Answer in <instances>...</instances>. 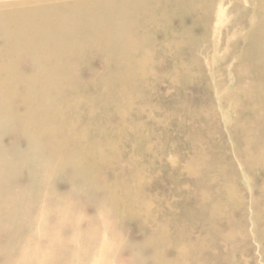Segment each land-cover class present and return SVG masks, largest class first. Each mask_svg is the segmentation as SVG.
<instances>
[{
	"label": "rangeland",
	"instance_id": "rangeland-1",
	"mask_svg": "<svg viewBox=\"0 0 264 264\" xmlns=\"http://www.w3.org/2000/svg\"><path fill=\"white\" fill-rule=\"evenodd\" d=\"M17 1L21 0L0 1V59L3 60L5 58V55L2 53L6 51L17 53L18 56L21 55V57L17 56L18 59L13 58L14 62L10 64V68L12 69L11 66H15L16 72L26 73L22 77L27 81L37 82L39 78L38 72H35L33 69H38L37 61L35 60L37 57H41L39 56V52L44 51L42 47H48V51L53 53L49 57H54L60 61L59 67L62 69L67 66L71 57H76L75 53L81 50L86 51L93 57L90 65L95 70L104 68L107 64L106 60L112 58L109 55L105 56L103 54L106 51H108V54L118 52L123 55V52L127 49L126 42L128 41H126V37L129 33L128 28H130V25H134L132 21L127 20L133 17L136 12L132 0L71 2L63 7L47 4L42 6L24 5ZM240 3L242 4L240 8L227 5L226 7L214 10L212 15L216 22H213L207 30V37L201 34L203 27L193 29L194 35L190 37L189 43L186 42V45L192 55H196L197 58L196 56L194 58L185 57L187 59L196 58L195 60H197V67L192 72V75H197H195L192 82L177 90L173 89L174 86L172 87V85L165 86L172 82H170L168 77L169 66L163 58L157 57L153 60L155 64V73L153 75L155 87L152 85L149 88L150 90L136 89L135 91L137 92L135 96L139 97L137 98L138 101L135 107H139L130 109L129 111L126 109V117L123 119L117 115L118 111L115 114V109H110L108 124L96 123L99 125L101 131L105 129L110 130V135H108L109 149H107L106 154H109L115 161L114 164L104 166L105 168L101 166L92 168L83 167L84 169L80 170L67 157L70 150L66 143V130L56 125H47L44 122L42 126L37 125L35 128V123L31 122H35L39 114L37 102H31L28 108H23L27 106V99L31 97L35 98L34 96L42 92L45 95L49 94L52 100L61 101L62 110L68 113L70 107L65 102H67L66 99L69 100L72 94L70 77L57 73L53 76V79L46 77L47 87L42 90H28L29 88L12 90L11 88L12 91H7V93L13 95V97L9 98L8 94L4 92V101H1L2 97L0 95V213H2L0 214V218L3 219H0V233H2L0 234V264H174L176 255L178 254L176 243H187L189 254L187 264H264V167L262 168L259 163V150L260 152L264 151V138L257 136L254 129H250V134L246 137L244 134L245 123L239 115L240 108L248 98L249 91L247 89L253 78L251 73H244L242 61L243 63L249 61V57H244L242 54L246 45L241 41V38L251 31L250 26H245L244 20L246 19L250 22L254 16L252 13L255 7L249 5L248 0H242ZM218 18L219 20H217ZM128 22L130 23L128 24ZM138 25L141 29H145L143 24L140 23ZM146 31L142 30L144 33ZM157 37H161V35ZM157 44L158 42H156V46ZM148 46L146 45L145 47L147 48ZM151 46L154 47L153 45ZM122 55H118L117 58L126 59ZM101 56L102 59H100ZM64 61H66V64ZM31 69L33 70V74H29ZM80 77L82 82H86L88 79V75L85 72ZM128 86L129 92L132 93L133 86H131L130 81ZM132 94L134 95V93ZM113 98H116V96L113 95ZM18 99H20V105H22L21 111L18 110V105L11 104V101ZM57 107L53 106V104L52 108L43 105L41 110H45L48 114H53ZM119 110L122 113L123 110ZM16 111H19L16 119L11 118L12 113L16 114ZM96 111L101 112V110L94 109L93 111H89V113H91L92 117L96 118ZM83 117L88 118L90 116ZM160 118L161 120H159ZM180 120L182 124L175 122ZM21 124H24L26 134L22 133ZM78 128L81 129L80 126ZM34 131H37V135ZM164 137L167 138L165 139ZM197 143L200 144L198 145ZM195 146L196 150L191 153ZM186 147H188L187 150ZM200 147L206 156L211 155V157L208 156L204 165L198 163L192 165L193 169L191 171L194 173L189 178H184V176L177 182L176 173L178 166L175 162L180 157L197 154ZM152 155L156 156L157 160L155 162L153 160L151 163V159H153ZM131 156H135L137 161L132 166L127 163V159ZM247 159L250 160L248 161ZM159 160L162 161L159 162ZM169 164H172L173 169L170 168ZM207 171L210 172V175ZM135 172H143L147 177L143 176V180L141 178L138 181L137 178L135 179V176L137 177ZM230 174L232 175L231 177ZM86 175L87 178L85 177ZM12 177L13 179L17 177V180H12ZM21 178L22 180H20ZM27 178L28 181L26 180ZM148 179L150 183L147 181ZM173 180L174 182H172ZM177 184L179 185V189L188 190L192 187L193 191L184 197L183 193L179 192V189L177 190ZM56 186L60 189H56ZM11 188L13 192H17V195L15 192L11 193ZM172 190L177 193L179 198H166L168 197L167 194L171 193ZM71 191L72 193H70ZM201 191L203 192L204 201L200 199L199 201H202L203 204L199 205L196 198L202 194ZM36 192L38 193L36 194ZM41 193L44 199H42L41 195L38 196ZM151 196L153 199L150 198ZM13 197L16 202H13ZM5 198L8 201H4L6 200ZM25 199H27L28 203ZM47 200L50 201L47 202ZM150 200L153 201L150 202ZM163 202L171 204L172 214L174 215V220L169 221L174 231L170 232L171 243L168 246H166L164 239L162 237L160 239L156 232L162 225L165 227L168 223V219L166 218L168 214ZM197 203L198 205H196ZM31 204L33 206L36 205V208H32ZM147 204L150 210L144 209V205ZM154 204L156 205L154 206ZM14 205H17L15 209ZM216 205L218 206L216 207ZM9 208L12 209L10 210ZM20 208H23L24 212ZM208 208H212V211L215 210L214 215L210 216L206 214ZM105 209L107 213L104 212ZM9 210L10 212H14L9 214ZM15 211L18 213L17 215ZM15 215L18 218L20 216L19 220H22V222ZM3 221L7 222V224H3ZM10 221L15 222L16 226H11L13 223ZM176 225L180 226L181 231L175 230ZM153 227L155 230H153ZM20 229L21 231L23 230L22 235L21 231H19ZM192 231L194 232L192 233ZM15 232L17 235H14ZM231 232L234 237L230 236ZM236 233L238 234L236 235ZM197 236H200V238H197ZM146 240L148 241V245H146ZM196 240L199 241L196 242ZM189 246L194 250L189 248ZM201 246L204 249L201 250ZM218 247L219 249H217ZM138 250L140 251L138 252ZM227 254L229 255L228 258ZM239 254L246 255L243 258V255L239 256ZM152 255L154 256L150 257ZM133 259L134 261H132Z\"/></svg>",
	"mask_w": 264,
	"mask_h": 264
},
{
	"label": "bare ground",
	"instance_id": "bare-ground-1",
	"mask_svg": "<svg viewBox=\"0 0 264 264\" xmlns=\"http://www.w3.org/2000/svg\"><path fill=\"white\" fill-rule=\"evenodd\" d=\"M1 1V0H0ZM4 1V0H2ZM7 1V0H6ZM92 0H21L17 1L20 2L24 5H34V6H42L44 4L47 5H52L55 7H63L66 6L67 4H70L71 2H90ZM94 1V0H93ZM133 4L136 8V12L133 17L128 18L127 21H132L134 23L133 26H129L128 28V36L126 37V45L127 49L123 52V55L118 52H112L108 54V51L103 53L105 56L109 55L110 58L109 60H106L107 64L104 68L95 70L91 67V62L93 61V57L91 54H89L86 51H79L75 53L76 57H71L69 63L67 64L66 67L63 69L59 67L60 61L56 60L54 57H49L52 56L53 53L48 51V47H42L44 51L39 52V56L37 57L35 61H37V67L38 69L35 70V72H38V80L37 82L33 81H27L25 80L22 76L26 73H19L15 71V66H11L12 69L10 68V64L14 62L13 58L18 59V57H21V55H17V53L6 51L5 53H2L5 55V58L0 63V95L2 97L1 101L5 100L4 92L7 93V91H12L20 89V88H29L30 89H39L42 90L46 88L47 86V78L50 77L53 79V76L57 73H62L66 77H70V84L72 87V94L69 98V100L66 99L70 111L68 113H65L62 110V107L60 104L61 101H56L52 100V97L47 94L45 95L42 92H39L37 96H34L35 98L31 97L30 99H27V106L23 108H28L30 106L31 102L36 101L37 106L39 107V114L37 116V119L35 122V128L37 125L42 126L43 122L46 123L47 125H56L57 127L63 128L67 132V138H66V143L68 144L69 147V160L74 162L79 169L83 170L84 168H92V167H99L101 166L102 168L104 166H108L110 164H114L115 159H112L109 154H106L107 149H109V138L108 135L109 131L108 130H103L101 131L99 128V125L96 123L101 122L103 125L108 124V115L110 114L109 111L110 109H115V114L116 111H118L117 115L123 119L125 116V111H129L130 109L137 108L135 107L137 104V98H139L137 95L135 96L136 89H142L146 90L149 89L152 85H154V79L153 75L155 73V64H154V59L157 57L163 58V60L168 64L166 66L169 68V79L170 82L169 84H166L165 86L172 85L173 89L177 90L181 87L186 86L187 83H190L194 80L195 75L192 72L195 70L196 66V61L195 59L192 58H185V57H195L192 55L191 51L187 48L186 42L189 41L190 37L194 35L193 29H196L197 27H203L201 30V34H203L204 37H207L208 29L209 27L213 24V22H216L214 16L212 15L214 13V10L216 8H223L226 7L227 5H231L235 8H240L241 7V1L242 0H132ZM13 3V2H12ZM11 3V4H12ZM249 5H252L255 7L254 12L252 13L254 16L253 18L247 21L246 19L244 20L245 26H250L251 31L245 35L243 38H241V41H243L246 45V48L242 51V54L244 57H249V61H246L243 64L244 67V73H251L253 78L250 81V84L248 86V91L249 95L248 98L244 101V104L240 108L241 111L239 115L243 119L244 127H245V136L248 137L251 131L250 129H254V132L256 133L257 136L264 138V0H248ZM80 7V6H79ZM221 13V12H219ZM224 14V13H222ZM145 15V16H142ZM226 15V14H225ZM94 17V15H93ZM225 17V16H224ZM240 19V17H238ZM219 20V18L217 19ZM241 21V20H239ZM253 21V22H252ZM228 22V21H226ZM130 22H128L129 24ZM143 24L145 29H141L138 24ZM224 25V24H223ZM147 26V27H146ZM18 30V28H17ZM142 30H147L146 33L142 32ZM151 31V32H150ZM87 32V30H86ZM19 33V32H18ZM41 33V32H40ZM96 33V32H95ZM108 33V32H107ZM150 33V34H149ZM17 34V33H16ZM29 34V33H28ZM8 35V34H7ZM161 37H157L160 36ZM12 36V35H11ZM102 36V35H101ZM130 36V37H129ZM9 37V35H8ZM95 37V36H94ZM231 37V36H230ZM103 40V39H102ZM159 40V41H158ZM106 41V39H105ZM156 42H158L156 46ZM73 43V42H72ZM189 43V42H188ZM154 47H152L151 45ZM148 46L147 48L145 46ZM86 46V45H85ZM123 48H125L123 46ZM89 51V50H88ZM93 51V50H92ZM97 52V51H96ZM1 53V52H0ZM102 55V54H101ZM118 55H122V57H126V59H120L117 58ZM18 56V57H17ZM45 56V57H44ZM47 56V57H46ZM63 57V56H62ZM184 57V58H182ZM26 58V57H23ZM65 58V57H64ZM69 58V57H68ZM34 59V58H31ZM102 59V56L101 58ZM247 59V58H246ZM99 60V59H98ZM66 64V61H64ZM160 62V60H159ZM200 63V62H199ZM157 64V63H156ZM160 64V63H159ZM108 65V66H107ZM203 67V66H202ZM231 67V66H230ZM206 69V68H204ZM26 70V69H25ZM33 70L31 69L29 71V74H33ZM207 70V69H206ZM161 71V70H160ZM199 71V69H198ZM197 71V72H198ZM204 71V70H203ZM239 71V70H238ZM85 72L88 75V79L86 82H82L81 79V74ZM164 72V70H163ZM166 72V71H165ZM159 73V72H158ZM205 73V72H204ZM212 74V73H211ZM199 75V74H198ZM206 75V74H205ZM200 76V75H199ZM250 76V75H249ZM161 79V78H160ZM199 79V78H198ZM197 80V79H196ZM68 81V80H66ZM129 81L131 86H133V91L134 95L129 92ZM158 82L160 80L157 79ZM163 82V80H162ZM198 82V81H197ZM213 82V80H212ZM196 84V83H194ZM212 84V83H211ZM231 84V83H230ZM65 86V85H64ZM160 86V85H159ZM194 86V85H193ZM209 86V85H208ZM155 87V85H154ZM12 88V90H11ZM153 88V87H152ZM151 88V90H152ZM203 88V86H202ZM65 89V88H64ZM70 89V88H68ZM184 89V88H183ZM141 90V91H142ZM150 90V89H149ZM184 91V90H183ZM155 92V91H154ZM187 92V91H186ZM52 93V92H51ZM68 93V92H67ZM66 93V94H67ZM170 93V92H169ZM211 93V91H210ZM218 93V92H217ZM8 94V93H7ZM70 94V93H68ZM149 94V93H148ZM173 94V93H172ZM245 94V93H244ZM113 95L116 96V98H113ZM181 95V94H180ZM237 95V94H236ZM9 98H12L13 95L8 94L7 95ZM65 96V95H64ZM68 96V95H67ZM144 96V95H143ZM146 96V95H145ZM222 96V95H221ZM245 96V95H244ZM156 97V96H153ZM159 98V97H158ZM176 98V97H174ZM237 98V97H236ZM146 99V98H145ZM20 99L11 101V104L18 105V110H22V105H20ZM141 101V100H140ZM168 101V100H167ZM170 101V100H169ZM35 102V103H36ZM53 102V103H52ZM64 102V101H63ZM160 102V101H159ZM146 103V102H145ZM234 103V102H233ZM232 103V104H233ZM53 106H58L55 113L53 114H48L45 112V110H41V107L43 105H47L49 108H52ZM143 104V102H142ZM141 104V105H142ZM229 104V103H228ZM14 105V106H15ZM234 105V104H233ZM7 106V105H6ZM65 106V105H64ZM151 106V105H150ZM160 106V105H159ZM5 107V106H4ZM8 107V106H7ZM143 107V106H142ZM16 108V106H15ZM65 108V107H64ZM147 108V106H146ZM155 108V107H154ZM157 108V107H156ZM161 108V107H160ZM101 110V112L96 111V118L91 116V113L89 111L93 110ZM122 109V113L120 112ZM140 109V108H138ZM177 109V108H176ZM175 109V111H176ZM154 110V109H153ZM16 111V114L13 112L12 115L10 116L11 118L16 119L18 116V112ZM135 111V110H134ZM144 111V110H143ZM146 111V110H145ZM158 111V110H157ZM163 111V109H162ZM161 111V112H162ZM173 111V110H172ZM171 111V112H172ZM113 112V111H112ZM165 112V110H164ZM136 113V112H135ZM142 113V112H140ZM144 113V112H143ZM156 113V111H155ZM227 113V112H226ZM160 114V113H159ZM172 114V113H171ZM139 115V114H138ZM137 115V116H138ZM152 115V114H151ZM173 115V114H172ZM175 115V114H174ZM178 115V114H177ZM181 115V114H180ZM191 115V114H189ZM209 115V114H208ZM21 116V115H20ZM83 116H90L88 118H85ZM113 116V114H112ZM111 116V117H112ZM116 116V115H115ZM134 116H136L134 114ZM133 116V117H134ZM143 116V115H142ZM158 116V114H157ZM156 116V118H157ZM197 116V115H196ZM216 116V115H215ZM224 116V113H223ZM110 117V118H111ZM160 117V116H159ZM218 117V116H216ZM138 118V117H137ZM136 118V119H137ZM152 118V117H151ZM180 118V117H179ZM211 118V117H210ZM209 118V119H210ZM219 118V117H218ZM217 118V119H218ZM237 118V117H236ZM153 119V118H152ZM174 119V118H173ZM130 120V119H129ZM158 120V119H157ZM161 120V118L159 119ZM168 120H170L168 118ZM172 120V119H171ZM214 120V119H213ZM222 120V119H221ZM143 121V120H142ZM145 121V120H144ZM148 121V120H147ZM150 121V118H149ZM162 121H164L162 119ZM166 121V120H165ZM188 121V120H187ZM200 121V120H199ZM139 122V121H138ZM177 124L181 123L182 121H175ZM215 122V121H214ZM217 122V121H216ZM116 123V122H115ZM133 123V122H132ZM142 123V122H141ZM155 123V121H154ZM158 123V122H157ZM168 123V122H167ZM192 123V122H191ZM200 123V122H199ZM222 123V122H221ZM114 124V123H113ZM137 124V122H136ZM144 124V123H143ZM156 124V123H155ZM166 124V123H165ZM193 124V123H192ZM60 125V126H58ZM83 125V126H82ZM149 125V124H147ZM152 125V124H151ZM170 125V124H169ZM194 125V124H193ZM202 125V123H201ZM224 125V124H223ZM237 125V124H236ZM62 126V127H61ZM78 126L81 127V129L78 128ZM121 126V125H120ZM145 126V125H144ZM157 126V125H156ZM198 126V125H197ZM200 126V125H199ZM216 126V125H214ZM243 126V125H242ZM30 127V126H29ZM104 127V126H103ZM125 127V126H124ZM123 127V128H124ZM130 127V126H129ZM140 127V126H139ZM148 127V126H147ZM161 127V126H160ZM165 127V126H163ZM181 127V126H180ZM196 127V126H195ZM220 127V126H218ZM20 128L22 129V133L26 134V128L24 127V124L20 125ZM122 128V127H121ZM33 129V127H32ZM62 129V130H63ZM111 129V128H110ZM132 129V128H131ZM135 129V128H134ZM141 129V128H140ZM156 129V128H155ZM159 129V127H158ZM202 129V128H201ZM166 130V129H165ZM204 130V129H203ZM224 130V129H223ZM125 131V130H124ZM138 131V130H137ZM142 131V130H141ZM152 131V130H151ZM163 131V130H162ZM37 131H34L36 133ZM166 132V131H165ZM174 132V131H173ZM176 132V131H175ZM215 132V130H214ZM219 132V131H218ZM243 132V131H242ZM118 133V132H116ZM129 133V132H128ZM156 133V132H155ZM159 133V132H158ZM164 133V132H163ZM189 133V132H188ZM198 133V131H197ZM201 133V132H200ZM132 134V132H131ZM168 134V132H167ZM178 134V133H177ZM206 134V133H204ZM135 135V134H134ZM146 135V134H145ZM153 135V134H152ZM157 135V134H156ZM208 135V134H207ZM223 135V133H222ZM131 136V135H130ZM165 136V134H164ZM175 136V135H173ZM138 137V136H137ZM160 137V136H159ZM178 137V136H177ZM215 137V136H214ZM219 137V135H218ZM46 138V137H45ZM124 138V137H123ZM127 138V137H125ZM165 138V137H164ZM167 138V137H166ZM165 138V139H166ZM172 138V137H171ZM225 138V137H224ZM29 139V138H28ZM117 139V138H116ZM128 139V138H127ZM139 139V138H138ZM152 139V138H150ZM188 139V138H187ZM210 139V138H209ZM217 139V137H216ZM215 139V140H216ZM219 139V138H218ZM222 139V138H221ZM123 140V139H122ZM142 140V138H141ZM146 140V139H145ZM164 140V139H162ZM178 140V139H177ZM182 140V139H181ZM192 140V138H191ZM204 140V139H203ZM214 140V139H213ZM49 141V140H48ZM147 141V140H146ZM159 141V140H158ZM168 141V140H167ZM189 141V140H188ZM188 141H186L188 143ZM202 141V140H201ZM217 141V140H216ZM220 141V140H218ZM240 141V140H239ZM238 141V143H239ZM27 142V141H26ZM50 142V141H49ZM118 142V141H117ZM139 142V141H137ZM205 142V141H204ZM223 142V141H221ZM242 142V141H241ZM192 143V142H190ZM213 143V142H212ZM216 143V142H215ZM226 143V142H225ZM151 144V143H150ZM168 144V143H167ZM186 144V143H185ZM198 144V143H197ZM200 144V143H199ZM198 144V145H199ZM220 144V143H219ZM244 144V143H243ZM262 144V142H261ZM138 145V144H137ZM136 145V146H137ZM192 145V144H191ZM197 145V146H198ZM214 145V144H213ZM217 145V143H216ZM221 145V144H220ZM151 146V145H150ZM212 146V145H211ZM225 146V145H224ZM258 146V145H257ZM128 147V146H127ZM133 147V146H131ZM138 147V146H137ZM141 147V146H140ZM162 147V146H161ZM168 147V146H166ZM177 147V145H176ZM115 148V147H114ZM125 148V147H124ZM129 148V147H128ZM146 148V147H145ZM188 147H186L187 150ZM192 148V147H191ZM190 148V149H191ZM206 148V147H205ZM209 148V147H208ZM246 148V147H245ZM132 149V148H131ZM157 149V147H156ZM172 149V148H171ZM228 149V148H227ZM122 150V149H121ZM125 150V149H124ZM170 150V149H169ZM182 150V149H181ZM196 150V146L193 148L192 152ZM207 150V149H206ZM217 150V149H216ZM219 150V149H218ZM221 150V149H220ZM225 150V149H224ZM223 150V151H224ZM144 151V150H143ZM212 151V150H211ZM242 151V149H241ZM256 151V150H255ZM132 152V151H131ZM181 152V151H180ZM213 152V151H212ZM222 152V150H221ZM118 153V152H117ZM175 153V152H174ZM249 153V152H248ZM34 154V153H32ZM50 154V153H49ZM125 154V153H124ZM146 154V153H145ZM155 154V153H154ZM167 154V153H165ZM217 154V153H216ZM222 154V153H221ZM156 155V154H155ZM183 155V154H182ZM244 155V152H243ZM242 155V156H243ZM159 156V155H158ZM211 157V155H208ZM208 156H206L200 147V149L197 151V154H193L191 156H184L178 158V160L175 162L177 163L176 165L178 166L177 170V182L183 178H189L194 172L191 171L192 165L195 163L204 165V162L206 159H208ZM232 156V155H229ZM228 156V157H229ZM257 156V154H256ZM123 157V156H122ZM142 157V156H141ZM175 157V156H174ZM220 157V156H219ZM222 157V156H221ZM151 163L157 160L156 156L152 155ZM167 158V157H166ZM73 159V160H72ZM160 159V158H158ZM165 159V158H164ZM230 159V158H229ZM242 159V157H241ZM257 159V158H256ZM259 163L264 167V151L260 152L259 150ZM65 160V159H64ZM121 160V159H120ZM210 160V159H209ZM221 160V159H220ZM228 160V159H227ZM248 160V159H247ZM250 160V159H249ZM248 160V161H249ZM21 161V160H20ZM68 161V160H67ZM118 161V160H117ZM162 160H159L161 162ZM165 161V160H164ZM171 161V160H170ZM169 161V162H170ZM224 161V160H223ZM245 161V160H244ZM252 161V160H251ZM146 162V161H145ZM216 162V161H214ZM231 162V161H230ZM58 163V161H57ZM127 163L129 165L131 164L134 165L137 163L135 156H131L127 159ZM167 163V162H166ZM171 163V162H170ZM208 163V161H207ZM226 163V162H225ZM228 163V162H227ZM232 163V162H231ZM8 164V163H7ZM6 164V165H7ZM13 164V163H11ZM21 164V163H20ZM49 164V163H48ZM56 164V163H55ZM71 164V163H70ZM146 164V163H145ZM149 164V163H148ZM189 164V165H188ZM233 164V163H232ZM246 164V163H245ZM245 164H243L245 166ZM9 165V164H8ZM7 165V166H8ZM16 165V164H15ZM50 165V164H49ZM66 165V164H65ZM165 165V164H164ZM170 166L172 164H169ZM197 165V164H196ZM228 165V164H227ZM259 165V164H258ZM11 166V165H10ZM30 166V165H29ZM37 166V165H36ZM52 166V165H51ZM112 166V165H111ZM167 166V167H170ZM217 166V165H216ZM221 166V165H220ZM223 166V165H222ZM226 166V165H225ZM257 166V165H256ZM16 167V166H15ZM18 167V166H17ZM24 167V166H22ZM44 167V165H43ZM46 167V166H45ZM70 167V166H69ZM84 167V168H83ZM146 167V166H145ZM163 167V166H162ZM233 167V166H232ZM246 167V166H245ZM30 168V167H29ZM55 168V166H54ZM71 168V167H70ZM105 168V167H104ZM132 168V167H131ZM170 168L173 169L171 166ZM196 168V167H195ZM198 168V166H197ZM196 168V169H197ZM202 168V166H201ZM204 168V167H203ZM218 168V167H217ZM223 168V167H222ZM236 168V167H235ZM14 169V168H13ZM50 169V168H49ZM160 169V168H159ZM162 169V168H161ZM214 169V168H213ZM229 169V168H228ZM234 169V168H233ZM35 170V169H34ZM38 170V169H37ZM47 170V169H46ZM200 170V169H199ZM198 170V171H199ZM223 170V169H222ZM263 170V169H261ZM136 171V169H135ZM206 171V170H205ZM232 171V169H231ZM28 172V171H27ZM48 172V171H47ZM149 172V171H148ZM147 172V173H148ZM208 174L210 175V172L207 171ZM223 172V171H222ZM236 172V171H235ZM44 173V172H43ZM42 173V174H43ZM85 173V172H84ZM136 173V172H135ZM159 173V172H158ZM199 173V172H198ZM201 173V172H200ZM263 173V172H262ZM28 174V173H27ZM35 174V173H34ZM38 174V173H37ZM67 174V173H66ZM72 174V173H71ZM70 174V175H71ZM100 174V172H99ZM150 174V173H149ZM161 174V172H160ZM197 174V173H196ZM237 174V173H235ZM47 175V174H46ZM68 175V174H67ZM137 177L135 176V179H141L143 180V176L145 177L146 174L143 172L136 173ZM157 175V174H156ZM155 175V176H156ZM164 175V173H163ZM9 176V175H8ZM7 176V177H8ZM14 176V175H13ZM38 176V175H37ZM48 176V175H47ZM46 176V178H47ZM50 176V175H49ZM158 176V175H157ZM156 176V177H157ZM232 175L230 174V177ZM242 176V175H241ZM87 178V175L85 176ZM111 177V176H110ZM147 177V176H146ZM149 177V175H148ZM152 177V176H151ZM225 177V176H224ZM227 177V176H226ZM229 177V176H228ZM264 177V176H263ZM40 178V176H39ZM102 178V177H101ZM167 178V177H166ZM210 178V177H209ZM17 180V177H15L12 180L15 181ZM147 179V178H146ZM217 179V178H216ZM8 180V179H7ZM22 180V178L20 179ZM28 181V178L26 179ZM47 180V179H45ZM61 180V179H60ZM66 180V179H65ZM151 180V179H150ZM159 180V179H158ZM198 180V179H197ZM206 180V179H205ZM228 180V179H227ZM234 180V179H233ZM26 181V182H27ZM52 181V180H51ZM54 181V180H53ZM102 181V180H101ZM139 181V180H138ZM149 182V179L147 180ZM200 181V180H199ZM202 181V180H201ZM232 181V180H231ZM6 182V181H5ZM13 183V181H11ZM22 182V181H21ZM61 182V181H60ZM79 182V181H78ZM82 182V181H81ZM97 182V181H96ZM105 182V181H104ZM133 182V181H131ZM130 182V183H131ZM146 182V181H145ZM156 182V181H155ZM174 182V180L172 181ZM208 182V181H207ZM206 182V185H207ZM213 182V181H212ZM245 182V181H244ZM80 183V182H79ZM98 183V182H97ZM150 183V182H149ZM160 183V182H159ZM201 183V182H200ZM210 183V182H209ZM227 183V182H226ZM225 183V185H227ZM29 184V182H28ZM51 184V183H50ZM84 184V183H83ZM138 184V183H137ZM179 184V183H178ZM177 184V190L179 189V185ZM229 184V183H228ZM25 185V184H24ZM48 185V184H47ZM86 185V184H85ZM88 185V184H87ZM101 185V184H100ZM144 185V184H143ZM148 185V184H147ZM150 185V184H149ZM162 185V184H160ZM197 185V184H196ZM221 185V184H220ZM223 185V184H222ZM261 185V184H260ZM8 186V185H7ZM15 186V185H14ZM52 186V184H51ZM89 186V185H88ZM165 186V185H164ZM171 186V185H170ZM13 187V185H12ZM17 187V186H16ZM15 187V189H16ZM22 187V186H21ZM24 187V186H23ZM29 187V185H28ZM43 187V186H42ZM57 187V186H56ZM94 187V186H93ZM114 187V186H113ZM139 187V186H138ZM157 187V186H156ZM218 187V186H217ZM248 187V186H246ZM9 188V186H8ZM7 188V189H8ZM45 188V187H44ZM47 188V187H46ZM57 187L56 189H58ZM67 188V186H66ZM75 188V187H74ZM137 188V187H136ZM175 188V187H174ZM204 188V187H203ZM222 188V186H221ZM220 188V189H221ZM231 188V187H230ZM244 188V187H243ZM263 188V187H262ZM12 189V188H11ZM14 189V190H15ZM49 189V188H48ZM52 189V188H51ZM60 189V188H59ZM62 189V188H61ZM116 189V188H115ZM176 189V188H175ZM206 189V188H204ZM228 189V187H227ZM27 190V189H26ZM157 190V188H156ZM159 190V189H158ZM201 190V189H200ZM225 190V189H224ZM242 190V189H241ZM18 191V188H17ZM136 191V190H135ZM154 191V190H153ZM179 192L181 191L185 197V195L191 193L192 187H190L188 190H182L179 189ZM210 191V190H209ZM8 192V190H7ZM6 192V194H8ZM11 192V191H10ZM15 192V191H14ZM13 189L11 193H14ZM30 193V191H28ZM42 192V191H41ZM46 192V191H44ZM50 192V191H49ZM148 192V191H147ZM159 192V191H158ZM170 192V191H169ZM198 192V191H197ZM202 192V191H201ZM17 192H15L16 194ZM19 193V192H18ZM23 193V192H20ZM38 192H36L37 194ZM47 193V192H46ZM72 193V191L70 192ZM99 193V192H98ZM115 193V192H114ZM163 193V192H162ZM196 193V191H195ZM199 193V192H198ZM206 193V192H204ZM231 193V192H230ZM27 194V193H26ZM31 194V193H30ZM74 194V193H73ZM210 194V193H209ZM226 194V193H225ZM17 195V194H16ZM29 195V194H28ZM35 195V193H34ZM41 195L43 197V194H38V196ZM101 195V194H100ZM168 197L166 198H179L177 193H175L173 190L171 193L167 194ZM166 195V196H167ZM170 195V196H169ZM203 192L199 197L196 198L198 201L199 205H202V201H204V197L202 196ZM7 196V195H6ZM31 196V195H29ZM36 196V195H35ZM33 196V197H35ZM37 196V197H38ZM40 196V197H41ZM73 196V195H72ZM123 196V195H122ZM198 196V195H197ZM206 196V195H205ZM264 196V195H263ZM5 197V194H4ZM9 197V196H8ZM40 200L44 199V197ZM101 197V196H100ZM118 197V196H117ZM155 197V196H154ZM192 197V196H191ZM12 198V197H11ZM17 198V197H16ZM15 198V199H16ZM20 198V196H19ZM30 198V197H29ZM27 198L28 200H32V198ZM50 198V197H49ZM72 198V197H71ZM108 198V196H107ZM152 198V196L150 197ZM165 198V197H164ZM250 198V197H249ZM6 199V198H5ZM23 199V198H21ZM27 199H25L27 201ZM47 199V198H46ZM116 199V198H115ZM153 199V198H152ZM195 199V196H194ZM202 201H199V200ZM247 199V198H246ZM13 202L14 200L13 197ZM24 200V201H25ZM30 200V201H31ZM38 200V199H37ZM36 200V201H37ZM52 200H54L52 198ZM249 200V199H248ZM4 201H8L7 199ZM35 201V203H36ZM45 201V200H44ZM50 200H47L49 202ZM73 201V200H72ZM153 200H150V202ZM167 201V200H166ZM206 201V200H205ZM172 202V201H171ZM181 202V201H180ZM179 202V203H180ZM252 202V201H251ZM25 203V202H24ZM28 203V201H27ZM26 203V204H27ZM31 203V202H30ZM29 203V204H30ZM73 203V202H72ZM144 203V202H143ZM198 203L196 205H198ZM216 203V202H215ZM223 204V202H221ZM9 204V203H8ZM7 204V206H8ZM33 204V202H32ZM31 204V205H32ZM41 204V203H40ZM97 204V203H96ZM145 204V203H144ZM163 204L166 207L167 211V216L166 218L168 219V223L166 224L167 226L164 227L162 225L160 229H157V234L159 235L160 239L161 237L164 239L166 246L168 244L170 245L171 239H170V232L172 233L174 231L173 226L169 224V221L174 220V215L173 210H171V204H168L167 202H163ZM249 204V202H248ZM4 205V204H3ZM25 205V204H24ZM39 205V204H37ZM80 205V204H79ZM78 205V206H79ZM156 204H154L155 206ZM163 205V206H164ZM184 205V204H182ZM250 205V204H249ZM17 206V205H16ZM14 205V209L16 207ZM23 206V205H22ZM36 206V205H35ZM35 206H31L32 208ZM76 206V207H78ZM146 210H150L149 205H144ZM179 206V205H178ZM207 206V205H206ZM218 205H216L217 207ZM227 206V205H226ZM254 206V205H253ZM136 207V206H135ZM184 207V206H183ZM199 207V206H198ZM228 207V206H227ZM24 208V207H23ZM23 208H20V210ZM36 208V207H35ZM205 208V207H204ZM6 209V208H5ZM4 209V210H5ZM10 209V208H9ZM12 209V208H11ZM10 209V210H11ZM17 209H19L17 207ZM28 209V207H27ZM26 209V210H27ZM30 209V208H29ZM161 209V208H160ZM176 209V207H175ZM192 209V208H191ZM195 209V208H194ZM9 214L13 213L12 211ZM76 210V209H75ZM203 210V209H202ZM234 210V209H233ZM241 210V209H240ZM264 210V209H263ZM31 211V210H30ZM182 211V210H181ZM204 211V210H203ZM215 211V210H214ZM214 211H212V208L206 211V214H209L210 216L214 215ZM20 212V211H19ZM24 212V210L22 211ZM32 212V211H31ZM51 212V211H50ZM97 212V211H96ZM106 212V209L105 211ZM145 212V210H144ZM184 212V211H182ZM192 212V211H191ZM202 212V211H201ZM205 212V211H204ZM240 212V211H239ZM8 213V212H7ZM102 213V212H101ZM107 213V212H106ZM122 213V212H120ZM181 213V212H180ZM187 213V212H186ZM189 213V211H188ZM251 213V212H250ZM2 214V213H0ZM15 214L17 215L18 213ZM21 214V213H20ZM103 214V213H102ZM175 214V213H174ZM193 214V213H192ZM14 215V214H13ZM15 215V217H16ZM24 215V214H22ZM56 215V214H55ZM97 215V214H96ZM182 215V213H181ZM191 215V214H188ZM187 215V216H188ZM203 215V214H202ZM228 215V214H227ZM231 215H233L231 213ZM1 216V215H0ZM26 216V215H25ZM31 216V213H30ZM80 216V215H79ZM217 216V215H216ZM5 217V216H4ZM204 217V216H203ZM241 217V216H240ZM18 218V217H16ZM20 218V216H19ZM18 218V220H19ZM39 218V217H38ZM186 218V217H185ZM191 218V217H190ZM215 218V217H213ZM1 219V218H0ZM11 219V218H9ZM14 219V218H12ZM26 219V218H25ZM49 219V218H48ZM84 219V218H83ZM113 219V218H112ZM111 219V220H112ZM165 219V218H164ZM199 219V218H197ZM223 219V218H222ZM236 219V218H235ZM247 219V218H246ZM3 220V219H1ZM6 221V219L4 218ZM31 220V219H30ZM51 220V219H50ZM114 220V219H113ZM153 220V219H152ZM176 220V219H175ZM249 220V219H248ZM14 221V220H13ZM17 221V220H16ZM22 222V220H19ZM92 222V220H90ZM94 221V220H93ZM98 221V220H97ZM123 221V220H122ZM125 221V220H124ZM156 221V220H154ZM179 221V220H178ZM182 221V220H181ZM198 221V220H197ZM200 221V220H199ZM203 221V220H202ZM214 221V220H213ZM226 221V220H225ZM239 221V220H238ZM12 222V221H10ZM99 222V221H98ZM117 222V221H114ZM126 222V221H125ZM227 222V221H226ZM244 222V221H243ZM7 224V222L3 221V224ZM9 223V222H8ZM13 223V222H12ZM33 223V222H32ZM51 223V221H50ZM93 223V222H92ZM154 223V222H153ZM161 223V222H160ZM166 223V222H165ZM201 223V222H200ZM219 223V222H218ZM230 223V222H229ZM241 223V222H240ZM2 224V226H3ZM11 224V223H10ZM15 222L11 226H16ZM118 224V223H117ZM125 224V223H124ZM176 224H178L176 222ZM180 224V223H179ZM183 224V223H182ZM181 224V225H182ZM185 224V223H184ZM196 224V223H195ZM204 224V223H203ZM202 224V225H203ZM232 224V223H231ZM246 224V223H245ZM9 225V224H8ZM7 225V226H8ZM18 225V224H17ZM21 225V224H20ZM19 225V226H20ZM24 225V224H23ZM49 225V224H48ZM53 225V224H52ZM114 225V224H113ZM201 225V224H199ZM234 225V223H233ZM115 226V225H114ZM155 226V225H154ZM175 226V224H174ZM247 226V225H246ZM18 227V226H17ZM158 227V226H157ZM232 227V226H231ZM230 227V228H231ZM261 227V226H260ZM12 228V227H11ZM27 228V227H26ZM135 228V227H134ZM149 228V226H148ZM147 228V229H148ZM154 228V227H153ZM242 228V227H240ZM246 228V227H245ZM248 228V227H247ZM4 229V228H3ZM114 229V228H113ZM140 229V228H138ZM185 229V228H184ZM196 230V228H194ZM18 230V229H17ZM145 230V229H144ZM155 230V228L153 229ZM175 230L181 231L180 226L176 225ZM15 231V229H14ZM21 231V229L19 230ZM23 231V230H22ZM21 231V235L23 232ZM237 231V230H236ZM244 231V230H243ZM10 232V230H9ZM17 232V231H16ZM15 232L14 235H17ZM190 232V231H189ZM194 231H192L193 233ZM203 232V231H202ZM245 232V231H244ZM250 232V231H249ZM5 233V232H4ZM8 233V232H7ZM20 233V232H19ZM185 233V231H184ZM196 233V232H195ZM240 233V232H239ZM2 234V233H0ZM9 234V233H8ZM152 234V233H151ZM174 234V233H173ZM190 234V233H189ZM197 234V233H196ZM238 233H236L237 235ZM251 234V233H250ZM260 234V233H259ZM13 235V236H14ZM19 235V234H18ZM118 235V234H117ZM138 235V234H136ZM204 235V234H203ZM220 235V234H219ZM227 235V233H225ZM232 235V232L230 236ZM258 235V234H257ZM256 235V237H257ZM12 236V235H11ZM25 236V234H24ZM140 236V235H139ZM145 236V235H144ZM233 236V235H232ZM240 236V235H239ZM16 237V236H15ZM20 237V235H19ZM110 237V236H109ZM158 237V236H157ZM185 237H187L185 235ZM194 237V236H193ZM225 237V236H224ZM234 237V236H233ZM241 237V236H240ZM10 238V237H9ZM145 238V237H144ZM188 238V237H187ZM197 238H200V236H197ZM230 238V237H229ZM15 239V238H14ZM150 239V238H149ZM196 239V238H195ZM202 239V238H201ZM225 239V238H223ZM236 239V238H235ZM264 239V238H263ZM12 240V238H11ZM10 240V241H11ZM154 240V239H153ZM186 240V239H185ZM7 241V239H6ZM15 241H17L15 239ZM147 241V240H146ZM174 241V239H173ZM183 241V240H182ZM199 240H196V242ZM216 241V240H215ZM236 241V240H234ZM14 242V241H13ZM152 242V240H150ZM161 242V241H159ZM175 242V241H174ZM225 242V241H224ZM223 242V243H224ZM237 242V241H236ZM10 243V242H9ZM148 245V241L146 242ZM153 243V242H152ZM158 243V242H157ZM164 243V244H165ZM228 243V242H227ZM263 243V242H262ZM13 244V243H11ZM187 244V243H186ZM176 243V247L178 250V254L176 255L175 262L174 264H187V261L189 259V254H188V245ZM190 244V243H189ZM196 244V243H193ZM239 244V243H238ZM151 245V243H150ZM157 245V244H156ZM155 245V246H156ZM250 245V244H249ZM11 246V245H10ZM13 246H15L13 244ZM191 246V245H190ZM189 248H192L190 247ZM193 246V245H192ZM6 247V246H5ZM8 247V246H7ZM122 247V246H120ZM119 247V248H120ZM164 247V246H163ZM194 247V246H193ZM232 247V246H231ZM143 248V247H142ZM141 248V249H142ZM151 248V247H150ZM154 248V247H153ZM222 248V247H221ZM247 248V247H246ZM259 248V247H258ZM263 248V246H262ZM16 249V248H15ZM122 249V248H121ZM137 249V246H136ZM193 249V248H192ZM204 249V247L201 246V250ZM206 249V248H205ZM219 249V247L217 248ZM225 249V248H224ZM248 249V248H247ZM10 250V248H9ZM119 250V249H118ZM130 250V248H129ZM147 250V249H146ZM194 250V249H193ZM210 250V249H209ZM233 250V249H232ZM263 250V249H262ZM14 251V250H13ZM140 250H138L139 252ZM154 251V250H153ZM166 251V250H165ZM204 251V250H203ZM207 251V250H206ZM243 251V250H242ZM117 252V250H116ZM119 252V251H118ZM131 252V251H130ZM133 252V251H132ZM213 252V251H212ZM226 252V251H225ZM134 253V252H133ZM132 253V254H133ZM196 253V252H195ZM211 253V252H210ZM229 253V251H228ZM237 253V252H236ZM15 254V253H14ZM146 254V253H145ZM154 254V252H153ZM197 254V253H196ZM232 254V253H231ZM2 255V254H1ZM140 255V254H139ZM188 255V256H187ZM192 255V254H191ZM195 255V254H194ZM198 255V254H197ZM243 255V254H239ZM246 255V254H244ZM243 255V258H244ZM263 255V254H262ZM137 258H139L138 255H136ZM154 255L150 256L153 257ZM210 256V255H209ZM218 256V254H217ZM227 254V258H228ZM115 257V255H114ZM119 257V255H118ZM132 257V256H131ZM134 257V255H133ZM132 257V258H133ZM220 257V256H219ZM131 258V259H132ZM135 258V259H137ZM147 258V257H146ZM209 258V257H208ZM130 259V260H131ZM149 259V258H148ZM152 259V258H151ZM216 259V257H215ZM115 260V259H113ZM112 260V261H113ZM140 260V259H138ZM150 260V259H149ZM213 260V259H211ZM225 260V259H224ZM229 260V259H228ZM234 260V259H233ZM244 260V259H243ZM134 261V259L132 260ZM141 261V260H140ZM205 261V260H204ZM116 262V261H115ZM139 262V261H138ZM152 262V261H151ZM178 262V263H177ZM225 262V261H224ZM244 262V261H243ZM247 262V261H246ZM2 263V260H1ZM133 263V262H131ZM140 263V262H139ZM144 263V262H141ZM197 263V262H196ZM152 264V263H151ZM171 264V263H170ZM195 264V263H194ZM208 264V263H207ZM228 264V263H227Z\"/></svg>",
	"mask_w": 264,
	"mask_h": 264
}]
</instances>
